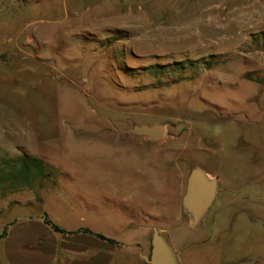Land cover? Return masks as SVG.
Returning <instances> with one entry per match:
<instances>
[{"label": "rangeland", "instance_id": "1", "mask_svg": "<svg viewBox=\"0 0 264 264\" xmlns=\"http://www.w3.org/2000/svg\"><path fill=\"white\" fill-rule=\"evenodd\" d=\"M17 1H0V224L43 200L120 260L200 167L218 188L176 231L204 242L190 264L264 259V0ZM157 124L161 141L125 132Z\"/></svg>", "mask_w": 264, "mask_h": 264}, {"label": "crops", "instance_id": "2", "mask_svg": "<svg viewBox=\"0 0 264 264\" xmlns=\"http://www.w3.org/2000/svg\"><path fill=\"white\" fill-rule=\"evenodd\" d=\"M7 1L18 2L17 0ZM14 191L16 190H12ZM29 194L31 197L20 200L9 197L8 211L13 209V207L10 208L11 205L18 208L33 207L35 203L33 191L29 190ZM214 200L209 209L213 206ZM40 202L42 213L45 212L49 219L67 234L55 232L43 222L37 212L23 217L14 216L11 220L0 224V234L5 231L4 237L0 239V264H145L143 256L150 255L153 229H157L165 240L177 264H190L188 250L193 245L204 243L203 241L188 243L176 237L177 229L186 228L187 230L188 227L198 226L191 223L182 208L179 212L175 205L164 210L163 216L157 219L156 225L144 228L140 239L135 240L132 236V241H123L121 247L128 254L119 260L116 244L100 240L91 234L76 232L77 229H69V226L73 225L71 222L61 221V218L44 207L43 200ZM129 226L133 230L136 229L133 224ZM84 229L109 238L108 233L104 231ZM238 264H264V259L243 261Z\"/></svg>", "mask_w": 264, "mask_h": 264}, {"label": "water", "instance_id": "3", "mask_svg": "<svg viewBox=\"0 0 264 264\" xmlns=\"http://www.w3.org/2000/svg\"><path fill=\"white\" fill-rule=\"evenodd\" d=\"M166 125H133L125 132L145 137L151 142L161 141ZM218 187L216 178L210 179L200 167H193L186 178L185 191L181 198V208L191 223L196 224L211 206ZM145 264H177L175 256L157 229L151 235L150 255L143 256Z\"/></svg>", "mask_w": 264, "mask_h": 264}, {"label": "trees", "instance_id": "4", "mask_svg": "<svg viewBox=\"0 0 264 264\" xmlns=\"http://www.w3.org/2000/svg\"><path fill=\"white\" fill-rule=\"evenodd\" d=\"M41 219L43 220V222L48 225L49 227H51V229H53L55 232H58V233H62V234H67V232L65 230H63L62 228H60L58 225H56L55 223H53L48 215L44 212V213H41L40 215ZM80 232H83V233H86V234H91L93 236H95L96 238L100 239V240H103V241H107L111 244H116V242L110 238H107L105 237L104 235L100 234V233H92L91 231L87 230V229H83V230H80ZM5 235V231L0 234V239L2 237H4Z\"/></svg>", "mask_w": 264, "mask_h": 264}]
</instances>
